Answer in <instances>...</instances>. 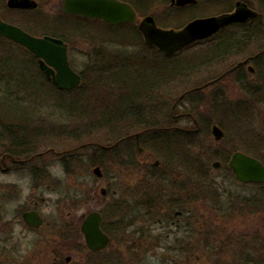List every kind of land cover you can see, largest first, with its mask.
<instances>
[{"label":"rangeland","instance_id":"1","mask_svg":"<svg viewBox=\"0 0 264 264\" xmlns=\"http://www.w3.org/2000/svg\"><path fill=\"white\" fill-rule=\"evenodd\" d=\"M37 1V10L15 11L7 8V0H0V18L35 34L48 31L63 35L73 67L86 74L87 81L85 87L69 95L58 94L40 79L34 81L36 71L25 50L0 38V67L25 81L21 92L14 86L10 90L0 68V157L8 148L16 152L12 153L16 162L7 161V170L0 168V264H28L29 260L35 264L36 245L46 244L37 233L17 223L13 260L11 244L6 243L11 197L20 209L38 201L47 218L63 215L73 224L92 211H107V205L119 201L126 190L130 199L140 197L139 186L129 184L128 178H139L142 162L145 180L161 178L164 172L169 177H178L177 172L180 177L188 174L193 193L202 194L206 201L196 212L205 222L200 230L208 235L207 245L198 244L175 256V264H237L249 254L253 258L262 254L260 260L264 259L263 198L255 203L257 188L242 184L228 169L235 151L264 159V68L261 64L249 77L248 81L254 82L249 87L238 85V77L232 75L196 90L264 48V0H246L261 15V25L253 26L255 31L261 30L260 36L253 37L248 46L246 42L239 44V49L222 58L217 55L216 40L166 57L139 42L128 32L131 29H109L100 21L65 18L63 0ZM231 2L236 0H202L190 12L208 15ZM169 3L154 0L147 4L145 15H153L158 24L174 26L172 22L184 21L187 17L170 9ZM238 31L240 36L242 30ZM126 57H132L130 61L136 65L121 69L120 61ZM10 94L19 96L20 102ZM9 122L27 129L19 131L18 138L12 137L4 128ZM214 124L225 131L221 141L212 136ZM150 125L159 130L158 141L151 142L145 135ZM167 128L175 132H164ZM125 137L128 139L117 147L103 148ZM26 148L32 154L26 155ZM33 153L36 157L29 158ZM157 161L160 166L155 169ZM216 161L221 163L219 168L214 167ZM97 166L102 169L101 178L93 172ZM143 185L144 194L157 193L153 181ZM103 187L109 190L107 196L101 194ZM237 197L240 203L233 202ZM168 213L171 216V211ZM50 233L51 228L45 226L41 236ZM47 239L52 242L50 236ZM71 241L63 242L64 247ZM159 252V264H163L168 253Z\"/></svg>","mask_w":264,"mask_h":264},{"label":"flooded vegetation","instance_id":"2","mask_svg":"<svg viewBox=\"0 0 264 264\" xmlns=\"http://www.w3.org/2000/svg\"><path fill=\"white\" fill-rule=\"evenodd\" d=\"M201 2L202 0H197V2L180 6L177 5L175 1L170 0L169 6L173 11L179 12L180 14L187 17L185 19V24L196 18L231 13L235 10L238 3L244 2L249 7L254 8L246 0H236L235 3H227V8L221 9L219 12L210 13L208 15H196L193 11L190 12L192 9L199 6ZM252 21H249L246 24H233L205 40L195 42L193 45L216 40L217 47L215 46V49L220 50V45L227 44V46L222 49V52L228 53L229 51H236L239 49V44H241V41H244L247 38L248 40L246 41V46H248L251 43L250 41L252 38L255 37L254 35L251 36V33H248L244 39L238 36L239 29H253ZM142 40L144 43H146L143 37ZM148 47L152 46L148 45ZM31 57L32 62L36 64V68H39L40 73L46 78L45 74L40 69L39 60L32 54ZM68 57L70 65L73 67L69 53ZM245 60H248V63L245 66L228 74L220 81L229 76L236 75V77H238V85L249 87L254 84L253 81L249 82L248 80L251 75L255 74L256 71L261 68V64L262 68H264V48L257 53L249 54L241 61ZM258 63L260 64V67L257 66ZM250 65L254 67V72H250ZM234 66L230 67L225 72L232 69ZM112 69L113 68H110V70ZM78 73L83 78L82 73ZM47 82L55 87L52 82L48 80ZM149 85L150 84L148 83L146 84L148 87ZM153 128H155V126ZM158 132L159 130H157V128L146 129L144 131V133H146L145 135H147V138L152 140L151 142L159 140ZM164 132H175V129L167 128L164 130ZM126 139L128 138H122L112 145L103 146V148L105 150H111L112 148L120 145V143ZM140 146L141 145L139 144L137 148H140L141 151L143 149ZM11 150L12 148L5 149L0 157L2 162L0 164V168L3 166L4 170L9 169L10 164L7 163V161H11L12 163L16 162L15 156L12 154L14 151L12 152ZM139 163L140 162L137 164ZM143 165V162L138 165V169L140 168L139 178L136 181L128 178L129 184L139 186V191L141 192L140 197L130 199L129 192L126 190L121 194L119 201L109 203L107 205L108 210L101 213V230L103 234L109 239V242L106 244V246L98 250H93L88 246L85 235L81 230L85 218L91 212L87 215H82L77 220H75L73 224H71L72 221L66 220L65 216L63 215L60 217V219L53 216L47 218L39 209L38 201H34L33 205H31L29 202V206H27L25 209H20L19 207L15 206V202L13 200L14 198L10 196L11 211L6 212V217L8 220L7 224L9 226L8 232L10 237L6 243L12 245H10V249L11 254L14 256L13 260H16L15 255L17 247H15L14 244L17 243L15 242V227L17 223H20L25 230L37 233L40 236V240L46 243L44 245H36L37 252L35 255V264H159L160 255L162 253L159 252V250H164L168 253V256L163 259V264H175V256H179L182 252H189V249L197 247L198 244L206 246L208 235L207 233L200 230V228L205 225V222L202 223V220H200L201 215L196 212V208L200 209L201 211V204H204L206 201H204L202 198V194L193 193L195 190L192 186L191 177H189L188 174L180 177L179 175H181V173L179 172H177L178 177H169L168 174L166 175L164 172V176L161 178H156V176H154L153 178L149 177L150 180H145L142 175ZM153 166L155 169L156 167H159L160 161L155 162ZM175 174L176 172H174V176ZM133 181H135V184L132 183ZM150 181H153V186L156 185L158 189L156 190L157 193H155V190L153 189L154 195L144 194V192H142V188L144 187L143 184ZM154 182L156 183L154 184ZM241 183L255 187L254 190L257 188V192L259 193L255 194V203L256 201L259 202L262 198L264 202V183ZM198 189L199 188H197L196 191ZM108 193L109 190L107 189V193L104 196H107ZM113 194L116 195V191H114ZM233 202L240 203L241 201H238L237 197ZM169 211H171V216L168 213ZM33 212L36 213L38 218L42 221L40 226H32L25 220V214ZM166 213L168 217L166 216ZM67 216H71V213H68ZM45 226L51 228V233L49 235L46 234L47 237L41 236V231ZM1 229L3 230L2 227ZM17 234L19 235L20 233L17 232ZM49 236L52 240L51 243L48 242L47 239ZM70 238H72V241L69 243V246L64 247L63 242H66ZM61 239L63 241H61ZM260 249L261 248H259L258 253H261ZM254 251L257 253L256 249H254ZM259 256L263 255L259 254L258 258H253L252 255H250L253 260L257 261L260 260ZM31 261L32 260H29L28 264H31Z\"/></svg>","mask_w":264,"mask_h":264},{"label":"water","instance_id":"3","mask_svg":"<svg viewBox=\"0 0 264 264\" xmlns=\"http://www.w3.org/2000/svg\"><path fill=\"white\" fill-rule=\"evenodd\" d=\"M173 1L180 6L196 2V0ZM7 7L10 9H36L38 2L36 0H8ZM62 11L66 14H76L89 19L104 20L110 25L132 23L138 19L137 12L133 7L120 0H63ZM257 15L258 13L249 8L247 4L238 3L231 13L198 18L180 29L160 27L153 16H146L142 19L138 29L148 44L156 46L170 56L198 40H204L216 34L225 27L235 23H247ZM0 37L13 41L34 54L39 59L40 67L47 78L60 90H71L81 85L82 76L70 66L68 45L62 39L49 35L34 36L16 25L3 21L1 18ZM247 63L248 60L238 63L217 79L198 89L206 88ZM249 70L254 72L253 66H249ZM212 135L216 141H220L224 138L225 132L215 124L212 126ZM220 164L219 161H216L214 167L219 168ZM229 166L242 182L264 183V164L255 157L236 152L232 156ZM94 173L98 177L103 176L100 167H96ZM106 193V189H102V194L105 195ZM101 219L99 212H92L86 217L81 227L88 246L93 250L101 249L109 242L101 230ZM25 220L32 226L42 224L34 212L26 213Z\"/></svg>","mask_w":264,"mask_h":264},{"label":"trees","instance_id":"4","mask_svg":"<svg viewBox=\"0 0 264 264\" xmlns=\"http://www.w3.org/2000/svg\"><path fill=\"white\" fill-rule=\"evenodd\" d=\"M154 2V0H137V2L136 3H133V5L136 7V9H137V11L139 12V14L141 15V16H143V15H145V11L146 10H148V7H147V4H150V3H153ZM149 6V5H148ZM63 17H67V16H63ZM69 18V17H68ZM261 21V16H259L257 19H255V20H253L252 21V25L254 26L255 25V23H259ZM175 23L176 24H174V26L171 24V25H169V23H161L160 21H159V24H161L162 26H164V27H176V28H181L183 25H184V22H179V21H175ZM260 24V23H259ZM261 25V24H260ZM132 26H135L134 24H130V23H128V24H123V25H121V26H117V27H108L109 29H114V28H116V29H120V30H122V29H131V31H128L130 34H132L133 33V35H135L136 37H138V39H139V42H140V40L143 42V40H142V36H141V34H140V32L138 31V29H137V26H135L134 28H132ZM259 28H260V26H258ZM257 27V28H258ZM32 33H34V32H32ZM46 34H49V35H52V36H55V37H59V38H62V39H64L65 41H67L66 39H65V37L63 36V35H61V34H59V33H57V32H48V31H46L45 32ZM248 33H251L252 35L251 36H260V33H261V30L260 31H255L254 30V27H253V29L252 30H244L243 32H242V34H241V37H243L244 36V38H246V36L248 35ZM35 34V33H34ZM244 34V35H243ZM37 35H40V34H37ZM248 39L246 38L244 41H241V43H243V42H246ZM1 41H4V42H7L8 44H14V43H12V42H10V41H8V40H5V39H2L1 38ZM144 43V42H143ZM144 45H146L145 43H144ZM18 46V45H17ZM18 47H20V46H18ZM146 47H148L147 45H146ZM20 48H22V47H20ZM23 50H24V48H22ZM218 52V56H219V58H222V57H224L225 55H227V54H230L231 52L229 51H226V52H228V53H225V52H222V50H218L217 51ZM233 52H235V51H233ZM99 54H100V52H99ZM138 57V56H137ZM127 58V57H126ZM132 58V57H131ZM131 58L130 59H128L127 58V60L126 61H124V60H121V61H123V62H121L120 61V64H119V66L122 68V69H124L125 67H128L129 65H131V67L132 66H135L136 65V62L134 63V65L131 63ZM136 59V58H135ZM215 59V58H214ZM146 61V60H145ZM257 66L258 67H260V64L258 63L257 64ZM114 67H116V66H114ZM0 68H2V67H0ZM112 68V67H111ZM135 68H137V67H135ZM261 69V68H260ZM2 70H3V75H4V77L3 78H5L6 79V81H5V85H7V87L10 89V90H12V88H13V86H14V88H16L15 90H18V91H22V89H19V88H21V87H24L25 88V81L24 80H22V79H20V78H15V74H10V73H8V72H6L3 68H2ZM6 72V73H5ZM38 74V76L36 75V76H34L35 78H34V81H38V79H40L41 80V82H43V83H45L46 85H48L49 87H52V89H53V91L54 92H56V93H58V94H61V95H64V94H66V95H69V94H71V93H73V92H75L76 90H72V91H59L57 88H55V87H53L50 83H48L47 82V80H46V78L40 73V71H39V73H37ZM82 75H83V84H82V86L80 87V88H83V87H85V84H86V81H87V77H86V74H84V73H82ZM38 77V78H37ZM37 78V79H36ZM100 81V80H99ZM120 85H125V82L123 81V84H121L120 83ZM146 88V87H145ZM9 97H12V98H14L13 97V95H8ZM20 97L18 96L17 98H14V100L16 101V102H20ZM1 122V121H0ZM18 122V121H17ZM8 127H6L5 125H4V128H5V130L6 131H8L9 133H10V135L12 136V137H15V138H18L17 136H16V134H18L19 133V131H26V129H27V126H25V127H23V126H19V125H17V123H16V125H14L13 123H11V122H9L8 123ZM148 127V126H147ZM154 126L153 125H150L149 127H148V129H156L157 127H155V128H153ZM147 129V128H146ZM16 152H13V154H15ZM25 154L26 155H30V154H32V152H30L29 150H28V148H26V150H25ZM36 154L37 153H33V156L32 157H29V158H34V157H36ZM260 159V158H259ZM28 160V159H27ZM262 161H263V163H264V159H261ZM237 264H264V260H259V261H257V260H253V258H251L250 257V254L249 255H247L246 257H244L242 260H240V262H238Z\"/></svg>","mask_w":264,"mask_h":264}]
</instances>
